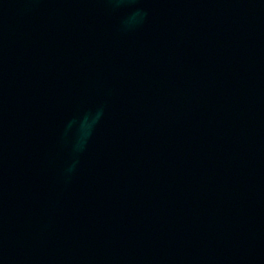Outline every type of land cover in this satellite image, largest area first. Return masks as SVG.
<instances>
[{
  "label": "water",
  "instance_id": "obj_1",
  "mask_svg": "<svg viewBox=\"0 0 264 264\" xmlns=\"http://www.w3.org/2000/svg\"><path fill=\"white\" fill-rule=\"evenodd\" d=\"M0 264H264V0H0Z\"/></svg>",
  "mask_w": 264,
  "mask_h": 264
}]
</instances>
